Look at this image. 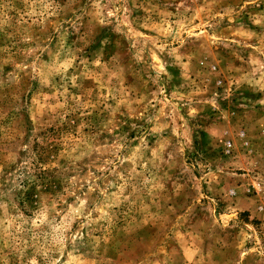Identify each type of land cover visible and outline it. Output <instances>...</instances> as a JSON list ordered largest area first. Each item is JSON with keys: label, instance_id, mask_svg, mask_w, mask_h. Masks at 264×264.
I'll list each match as a JSON object with an SVG mask.
<instances>
[{"label": "rangeland", "instance_id": "rangeland-1", "mask_svg": "<svg viewBox=\"0 0 264 264\" xmlns=\"http://www.w3.org/2000/svg\"><path fill=\"white\" fill-rule=\"evenodd\" d=\"M0 264H264V0H0Z\"/></svg>", "mask_w": 264, "mask_h": 264}, {"label": "trees", "instance_id": "trees-1", "mask_svg": "<svg viewBox=\"0 0 264 264\" xmlns=\"http://www.w3.org/2000/svg\"><path fill=\"white\" fill-rule=\"evenodd\" d=\"M42 144H43V142L38 144L34 141L33 152L37 156V159L35 161L36 166L38 165L39 162L42 163L45 161V159L42 158V155L48 151ZM34 171L36 173L35 174L36 180L40 181L41 182L40 184H43L44 187H46V189H50V186L48 187V182H45L46 176L48 174L47 171L42 169L40 166L35 167ZM27 185H30V184H28V182H23V186H27ZM35 185H36V183H33L30 185V188H29L30 190H28L26 192V194H25L26 196H24L22 200H24V201L27 200V202L31 201L33 194L35 193V191H34Z\"/></svg>", "mask_w": 264, "mask_h": 264}, {"label": "built area", "instance_id": "built-area-1", "mask_svg": "<svg viewBox=\"0 0 264 264\" xmlns=\"http://www.w3.org/2000/svg\"><path fill=\"white\" fill-rule=\"evenodd\" d=\"M230 148H231V144L228 143V144H227V150H228V152L230 151Z\"/></svg>", "mask_w": 264, "mask_h": 264}]
</instances>
